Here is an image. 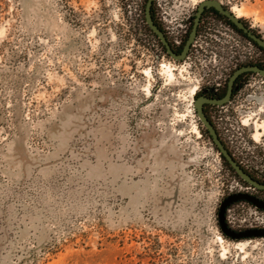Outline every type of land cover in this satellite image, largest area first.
<instances>
[{"label": "rangeland", "instance_id": "1", "mask_svg": "<svg viewBox=\"0 0 264 264\" xmlns=\"http://www.w3.org/2000/svg\"><path fill=\"white\" fill-rule=\"evenodd\" d=\"M140 1L0 0V264H264V238L217 225L234 181L194 111L209 64L163 54ZM168 1L176 34L205 0ZM217 1L264 38V0ZM256 82L219 122L264 170Z\"/></svg>", "mask_w": 264, "mask_h": 264}, {"label": "flooded vegetation", "instance_id": "2", "mask_svg": "<svg viewBox=\"0 0 264 264\" xmlns=\"http://www.w3.org/2000/svg\"><path fill=\"white\" fill-rule=\"evenodd\" d=\"M142 1L137 5V7H141V10L138 11L139 14H142L141 23L147 29L150 36L157 41L160 51L170 59H173L167 54L158 36L146 24L145 7L147 0ZM169 3L168 0H165V3H162L160 0L152 1L150 12L154 25L163 33L171 50L177 55L182 52L191 32L195 28V36L185 58H187L189 54L195 52L203 57L209 64V66H206V71L203 72V84L196 89L195 98L201 97L208 100H221L229 95L226 102L221 105L211 103H204L203 105L204 115L212 124L219 139L225 146L221 138L225 128L224 126L222 127V123H220L219 120L226 117L236 118V104L240 100L241 93H249L248 87L250 88L251 84L256 82V78H258L259 81L256 82L259 83V88L264 87V76L251 70L252 68L264 70V48H262L256 40H253L248 33L258 40L264 41V38L241 19L238 18L240 22L239 26L213 8H205L200 16L197 17L198 7H196L190 15L180 20V22H178L180 24L177 23L175 27H173V29H177L176 34L169 33V28L164 25V17H162L163 19L161 18L162 14L168 15L166 9ZM223 7L227 9L225 6ZM202 38H204L205 41L201 40V42L198 43ZM246 97L248 100L251 97V92L250 95L246 94ZM247 100L244 99L243 101L247 102ZM247 103L249 104L250 101ZM246 109L250 110L251 106L246 107ZM243 112L245 113V111ZM237 123V121L233 122L232 128H236L241 136L246 137L247 135L239 130ZM202 130H206L204 126ZM226 148L237 165L249 175L254 182L263 188H259L244 181L223 158L233 171L230 175L232 176L231 179L234 181V188L222 198L221 202L229 195L245 194L264 203V170H259L258 167L248 164L243 161L235 151L232 152L231 149L228 147ZM224 217V222L230 231L236 234L243 232L251 233L249 237L227 239L241 241L247 238H264L263 209L257 208L246 201H237L227 207Z\"/></svg>", "mask_w": 264, "mask_h": 264}, {"label": "water", "instance_id": "3", "mask_svg": "<svg viewBox=\"0 0 264 264\" xmlns=\"http://www.w3.org/2000/svg\"><path fill=\"white\" fill-rule=\"evenodd\" d=\"M153 0H147L146 2V7H145V21L146 24L148 25V27L158 36V38L160 39L161 43L164 45L167 54L175 59V60H183L185 59L187 52L189 50L190 44L192 43L194 36H195V28L193 29V31L191 32L182 52L177 55L175 54L171 48L170 45L168 44L165 36L163 35V33L154 25L152 17H151V12H150V7L152 4ZM205 8H213L215 9L217 12H219L220 14L228 17L230 20H232L234 23H236L237 25L240 26V22L239 19L230 11L225 9L221 3H219L217 0H205L203 2H201L198 6V11H197V17L200 16V14L205 10ZM197 21V20H196ZM248 35L253 39L256 40L259 45L264 48V41L263 40H258L257 38H255L253 35H251L250 33H248ZM252 71H256L260 74H262L264 76V70H259L257 68H252ZM228 96L221 99V100H208L206 98H195L194 99V111L198 117V120L202 123V125L204 126V128L207 130L208 135L211 139L212 144L215 146V148L217 149V152L219 153V155H221V157H223L228 164L235 170V172L246 182L250 183L251 185L257 186L259 188H263L262 186H259L256 182H254L249 175H247L238 165L237 163L233 160L232 156L230 155V153L228 152L227 148L224 146V144L221 142V140L219 139L216 131L214 130L212 124L209 122V120L206 118V116L203 113V105L204 103H211V104H215V105H221L223 103L226 102V100L228 99ZM237 201H246L248 203L253 204L254 206H256L257 208L263 209L264 210V203L258 201L257 199L250 197L248 195L245 194H232L227 196L220 204L218 207V212H217V223L219 226V231L221 233V235L225 238H230V239H238V238H245V237H249L251 235L250 232H243V233H234L232 231H230L227 226L226 223L224 222V214L225 211L227 209V207Z\"/></svg>", "mask_w": 264, "mask_h": 264}, {"label": "trees", "instance_id": "4", "mask_svg": "<svg viewBox=\"0 0 264 264\" xmlns=\"http://www.w3.org/2000/svg\"><path fill=\"white\" fill-rule=\"evenodd\" d=\"M213 12V11H212ZM197 95V94H196ZM196 97V96H195ZM202 134L211 142V139L208 135V133L206 132V130H202ZM212 143V142H211ZM213 145V144H212ZM214 149L217 151V149L215 148V146L213 145ZM222 162H223V165L226 167V169L230 172V173H233L232 169L229 167V165L225 162V160L223 159V157H221V155H219ZM225 238V237H224Z\"/></svg>", "mask_w": 264, "mask_h": 264}, {"label": "bare ground", "instance_id": "5", "mask_svg": "<svg viewBox=\"0 0 264 264\" xmlns=\"http://www.w3.org/2000/svg\"><path fill=\"white\" fill-rule=\"evenodd\" d=\"M233 11L236 12V15H237L238 17H240L241 15H243V14H242L243 11H242L241 9H239V8H236V9H234ZM165 72L168 74L169 78H172V77H173V73H172V71L170 70V68L166 67V71H165ZM193 94H194V91H193ZM256 132H257V131H256ZM257 135H259V133L256 134L255 136H257Z\"/></svg>", "mask_w": 264, "mask_h": 264}]
</instances>
